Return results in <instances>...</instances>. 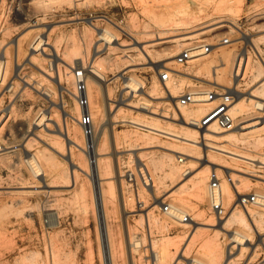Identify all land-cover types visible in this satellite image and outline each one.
Here are the masks:
<instances>
[{"label":"rangeland","instance_id":"rangeland-1","mask_svg":"<svg viewBox=\"0 0 264 264\" xmlns=\"http://www.w3.org/2000/svg\"><path fill=\"white\" fill-rule=\"evenodd\" d=\"M85 19H91L97 29L106 27L117 34L119 36L117 42L125 46L113 44L117 48L110 47L109 50L104 48L105 45L98 42L96 32L85 22ZM220 21L225 24L234 22L235 28L223 27L209 32V34L200 35L201 32L215 27ZM119 28L126 32H120ZM216 34L217 36H215ZM189 35H193L195 38L190 41L191 44L180 47L174 42L177 38L179 40L181 37ZM35 36L48 37L50 44L58 49L60 56L69 65L73 66V63L79 62L76 71L82 69V64L85 67L89 66L95 44L99 43L100 52L93 59L99 55L97 61L101 62L100 59H104L100 68L103 69L106 81L101 86L91 81L87 87L89 86L92 93V100H89V103L92 102L90 104L95 126L94 138H97L101 149L98 160L102 161L101 163H108L99 175L102 178L99 180V188L101 187L103 195L107 198L105 199L103 196L106 203H104L106 209H103V220L107 231H109L107 232L108 236L111 235L109 242L112 257L109 260L105 258L102 226L100 225L102 212L100 213L98 204L94 202V181L92 177L90 178L93 174L86 152L72 147V161L75 165L78 163L82 169L77 172V167H75V185H72L69 179V162L63 156L47 150L42 143L30 139L26 148L31 152L39 153L40 156L45 154L49 157L51 169L44 163L42 165L44 174L41 178H44V181L32 176L23 162L25 151L22 149L21 143L25 144L28 141L27 130L30 129L31 120L38 112L53 107L42 95V91L48 90L54 101L60 100L57 84L51 81L52 79H47L44 74V72H52L49 66L50 60L44 53L43 55L40 52L31 54L29 45ZM225 36L230 38L232 44L220 51V40ZM244 36L255 39L256 41L253 40L254 43L257 42L255 45L258 44L259 49L262 53L264 52V0H0V54H4L7 58L6 78H9L13 72H18L22 78L15 80L13 92L4 96L1 101L2 104L5 98H9L11 102L6 99V104L4 103L8 105L9 112L6 116L9 118L0 120V123L3 121L0 124V128L3 126L0 131V146H5V148L2 147L4 151H0V264H187L186 261L192 258H198L209 264L208 257L205 255L207 244L218 232L203 228L194 231L192 226H183L172 222L160 208L154 207L153 198L145 188H138L137 198L136 192L129 187L124 178L125 170L137 164V159L141 158L142 163L149 164V160L154 156L161 159V157L165 158L166 154L170 155L169 157H172L170 160L166 157L168 163L176 168L178 166L180 170L177 168L178 173L176 172L172 176V179L176 180L175 182L170 179L166 184L159 185L157 195L165 194L162 196L163 199L165 198L164 202H174L184 207L197 222H206L211 219L217 223L218 220L210 212L208 202L200 203L197 200L191 183L193 178L187 182V186L184 185L182 186L184 188L181 189L185 178L193 174L192 172L191 175L185 176V171H193L191 167H198L197 164L187 162L184 155L177 153L176 155L183 157L181 162L176 156L159 147L139 149L146 147L142 138L180 152L189 150L188 146L164 132L150 131L148 128L136 126L127 120L132 117L142 118L149 122V125L155 124L159 126L158 128H163L161 131H181L179 122L169 118L178 113V108L170 98L169 85L167 84V88L158 80V71L162 67L154 68L158 63L168 62V60L163 61L167 52L164 48L172 47L171 50L174 52L172 59L175 61V57L183 49L195 42L214 45L213 54L201 61L185 66H178L175 62L169 63L168 68L174 71L199 70V67L206 62V64L211 63L215 69H219L223 67L222 63L225 60L231 61L233 54L240 55L244 50L250 52L253 65L260 64L256 52L249 43H246ZM132 37L140 40L142 45H154L149 48L152 50L149 56L141 54V51L136 48L137 45L133 44ZM13 40H19V50L12 44ZM167 41L170 42L166 43ZM45 53H50V46L47 47ZM59 66L62 85L71 92H76L74 71H71L64 63ZM224 66H226V73L221 80L212 78L210 70L202 72L200 78L206 80L210 77L207 80L210 79L211 84H204L199 80L182 79L177 74L176 83L170 84L178 86L175 90L177 92L175 101L184 91L204 87L212 89L215 87L212 84L214 82L223 83V86L232 88L233 70H230L228 65ZM120 72H125V76L135 75L146 85L147 92L155 86L154 99L148 98L155 114L141 113L137 109L125 107V109L122 108L123 113L121 112L113 123L106 124L109 118L105 113L108 106L103 101L104 90L107 87L111 92V99L114 102L112 109H115V101L120 99L123 92V80L118 77ZM247 77L243 78L239 84V91L243 93V96H246L245 92L253 89L254 85L252 79ZM24 80L32 82L33 87L28 86ZM180 87L182 88L179 89ZM62 96L67 103L66 109L78 120L80 113L77 112L76 99L64 92ZM141 96L138 93L136 96L128 98V101L135 105ZM124 97L127 98L129 95L126 94ZM94 105H99L100 109V112L95 116ZM195 107L190 106L188 109ZM56 111V108H53V113H57ZM251 111L255 112V116L264 117V113L257 114L254 108H251ZM67 121L76 130V142L78 140L79 144L86 149L88 138L80 123L74 122L70 118H67ZM225 132L229 133V131ZM225 132L218 136L226 135ZM37 133L47 136L45 132ZM261 135L253 146H245L241 143L229 144L223 141V138L212 139L213 141L208 142L217 145L224 144L230 148L238 149L243 155L250 156L253 160L241 162L242 160L234 161L229 156L220 155L229 165L250 174L257 172L254 175L258 174L264 177V167L256 170L258 165L264 163V134ZM114 138L115 144L117 142L115 148H113ZM198 140H200L199 137ZM62 146L66 150V144L62 143ZM6 151L11 152L6 154L4 153ZM199 151L201 154L202 151ZM52 165L54 166L52 167ZM148 169L153 179L159 177V175L157 176L160 174L158 169L154 170L150 164ZM50 170L53 175L49 174L52 173ZM54 174L58 175V178ZM118 175L119 177H117ZM232 177L238 180L237 177ZM44 183H48L50 186L45 188L43 187ZM237 187L241 193L256 192V190L264 192V184L254 179L248 180L242 177ZM119 190L123 192V198L119 194ZM137 199L144 203L143 209H151L153 217L149 226H146L144 216L141 215L142 211H139ZM123 203H125V210L122 206ZM227 206L230 212L232 204ZM237 210L244 213L246 215L243 214L244 217L252 220V215L240 207H237ZM249 211L255 214L253 219L264 221L263 209H250ZM231 228L230 231L244 232L245 230L246 232V229L239 225ZM247 232L252 237L251 243L254 241L255 247L261 244L254 232ZM261 232L263 233L261 237L264 238V225ZM218 235L219 243L226 255L228 247H231L232 244H230L227 235L222 232ZM130 237L134 238H131L132 240L138 241L137 249L131 250L128 246ZM151 242L155 244L153 245L155 250L163 252L164 259L154 260L153 251L155 250L152 249ZM231 248V252L237 251L236 247ZM179 253L183 254L184 259L177 258ZM243 255L233 263L247 264L250 260V262L262 261L264 264V249L260 246L255 250L245 248ZM224 259L225 256L217 264H223Z\"/></svg>","mask_w":264,"mask_h":264},{"label":"bare ground","instance_id":"bare-ground-1","mask_svg":"<svg viewBox=\"0 0 264 264\" xmlns=\"http://www.w3.org/2000/svg\"><path fill=\"white\" fill-rule=\"evenodd\" d=\"M85 22L96 32V34L98 36V42H101L103 45H105L104 48H106L107 50H109L110 47L117 48L116 46H125L122 43L117 42L119 40V36L117 34L111 32L106 27L97 29V27L94 26V24L92 23L91 19H85ZM228 23L229 24H225V23H223V21H220L218 24L215 25V27H211L208 31L201 32L200 35L209 34V32L216 31L217 29H220L223 27H228L231 29L235 28L234 22H228ZM119 29H120V32H126L122 28H119ZM215 36H217V34ZM218 36H220V35H218ZM172 37H174V36H172ZM132 38H133V44L137 45L136 48H138L141 51V54L142 55L146 54L147 56H149V53L152 52V50L151 49L149 50V48L153 47L154 45H142V42L140 40H138L134 37H132ZM181 38L179 40H178V38H177V40H174V42H176L177 45L180 47L187 45L189 43L191 44L192 42H190V41L195 39L193 35H189V36L181 37ZM158 39H161V37H158ZM244 39L246 40V43H249L251 45V47L253 48V50L256 52V55L258 56V58L260 60V64L253 65V63H252L253 59H252L250 52L248 50H244V52H242L240 55L236 56L233 54L232 58L230 57L231 61L225 60L222 63L223 67H221L219 69H215L211 63L206 64L207 62L204 65L200 66L199 70L195 69V71H191L193 69H191V70L189 69L190 71L181 72L178 69H176L178 71H174L171 68H169L172 71H174L175 73H177L179 76H181L182 79L184 78L186 80L187 79L188 80H199L204 84H206V83L211 84L210 83L211 81H209L210 79L207 80L210 77H208L206 80L200 78V75L202 74L203 71L208 72L210 70V72H211L210 76H212V78L215 77V78H218L221 80L223 75H225V73H226V71H225L226 66H224V65H228V68L230 70L231 69L233 70V73H232V76H233L232 90H234L236 98H235V102H234L233 107H232V113H233L234 118L237 119V126L233 130L229 131L228 134L225 131H220L214 125L211 126L208 130L201 131L199 134L190 125H188L186 123V121L183 120V119L188 120L190 117L198 118V117L202 116L207 109L206 108L207 105H205V104L196 105V107L194 109H188L189 107H187V108L186 107L185 108L180 107V108H178V113H176V115L173 114L172 117H169L171 120H177L179 122V126L181 127V131H176V130H170L169 132L161 131L163 128H158L159 126H157L155 124L149 125L148 124L149 122H146L142 118L140 119V118H133L132 117L130 120H127V121H130L131 123L135 124L136 126L148 128V129H150V131L156 130L158 132L159 131L164 132L165 134L170 135L173 139H175L179 142H182L183 144H186L188 146L189 150H186V152H184V151L180 152L179 150H175V149H172L170 147H163V146L154 144L155 143L154 141L151 142V140H149L147 138H145V139L142 138L144 144H146V147H141L139 149L159 147V148L164 149L168 153L170 152L173 156H176V158L178 160H179L180 156L176 155L177 153L184 155L187 162H189V163L193 162V164H195V165L197 164L198 167L197 166L194 168L191 167L193 171H191V170L185 171V173H184L185 176L191 175L192 172H193V174L191 176H189L188 178H185L186 180L181 185V187L186 185L187 182H190V180L193 178V181H191L192 186H193V192H194L197 200L200 203H203L205 201L208 202V195H207V185H208V179H209L208 172L211 170H214V169H216L218 172H222V171H225L226 173L230 172L232 174V176L237 177L238 181H240L241 178L243 177V178L248 179V180L254 179L257 182L264 184V177L263 176L258 175V174L254 175V174H250L248 172L242 171L239 168H236V167L229 165L226 161L223 160L225 158L220 157V155L222 154L225 156H229L234 161L235 160H239V161L242 160L241 162H244V161L247 162L249 160H253L250 156L243 155L242 153H240V151L238 149L236 150L235 148H230L227 145H224V144L223 145H217V144H214L212 142H208L212 139L218 140V138H223V141H225L229 144L235 145L236 143H241L242 145H245V146H253L256 144V141L258 142V139H260V137L262 136L261 134H264V117H260V116L257 117V116H255V112L251 111V108H254V106L256 104H258L259 106H262L263 111H264V69H263V67H264L263 53L264 52L262 53V51L257 46L258 44L255 45L257 43V42L254 43V41H253L255 39H250L248 36H244ZM161 41L163 42V40H160V42ZM168 42H170V41H167L166 43H168ZM174 42H172V43H174ZM12 44L14 45V47L17 50H19V40H13ZM113 44H116V46L115 45L113 46ZM231 44L221 45L219 47L220 51L224 50L225 48H227V46H230ZM174 45L177 47V45L175 43H174ZM29 46L31 48V54L40 52V54L43 55V53H44L47 56V58L50 60L49 66H50V71H52V72H49V73L44 72V74H45V77L47 79H52L51 81H53V82H55V84H57V90L59 92V99L60 100L58 102L54 101L52 98L51 92L49 93L48 90L46 91L45 89H44V91H42V95L51 103V106H53V107H52V109H46L42 112H38V114H36V116L31 120L32 122L30 121L31 122L30 123V129L27 130L28 141L27 142L25 141L26 142L25 144L21 143V147L25 151V154H24L25 158L23 159V162L27 166V169H29L32 176L39 178L43 182L44 178H41V176L44 174V169H43L42 165L44 163L46 166L48 165L49 169H51L50 168L51 162L49 160V157L45 154L43 156H40V155H38L39 153L37 154L35 152H31V151H29V149L26 148V145L30 139L34 140L37 143H42L47 148V150L51 151L53 154L63 156L64 159L69 162V165H70L69 179L72 182V185H75V167H77V172L79 170H82V169L78 163L76 164L77 165L76 166L74 164V162L72 161V159H73L72 154H71L72 147H77V149H79L80 151L86 152V154L89 158V162L91 164V172L93 174L92 176H90V178L92 177V180L94 181V187H93L94 191L93 192H94L95 199L94 198L93 199L95 200L94 202L96 204H98V208L100 209V213L102 212L100 214L98 211V213L101 216V218H100L101 224L100 225L102 226V232L101 233H102V239L104 241V245H103L104 250H105L104 252L106 253L105 258H108V260H109V258L111 259V257H112V253H111V249H110V242H109V236H111V235L108 236L107 232H109V231H107L105 222L103 220V213H104L103 209H106V208H104L106 203L103 200V196L105 198V195H103L101 187L99 188V180L100 179L102 180V178H100L99 175H101L102 169H104L108 163L105 164L106 162L105 163H101L102 161L99 162L98 157L101 155V149L99 148V142H98L97 138H94V135L92 137L87 136L88 145H87L86 149H84V147L79 144L78 140L76 142V139H77L76 130H74L69 125L67 118H70L74 122H79V121L77 120V118H75L73 116V114H71L69 112V110L66 109L67 103L63 99V96H62V93L64 92V93L69 94L72 98H75V96H74L75 92L74 93L71 92L67 87L62 85L61 77H60L61 76V68L59 65L61 63H64L65 65H67L71 69V71H74L73 73L75 75L76 66H78L80 63L75 62V63H73V66L66 63L63 60V58L60 56L59 52L57 51L58 49L50 44L48 37L41 38L40 36H35ZM48 46H50V53H45V50L47 49ZM98 47H99V43H98V45L95 44V47H94L95 50L93 52V57L100 52ZM171 48L172 47H170V46L164 48V50L167 52L164 55L165 57H164L163 61L168 60V62L164 63V64H159V63L157 65L155 64L156 66H154V68H157V69L161 68V67L162 68L163 67L168 68V64L169 63L171 64L173 62H175V64L178 65L177 62L172 59L174 57V54H173L174 52H173V50H171ZM153 51H155V50H153ZM211 54H213V51L209 54H206V55H204L198 59H195V60L189 62L188 64L193 63V62H198L199 60L201 61L204 58H206L207 56H210ZM99 56H97L94 59L92 57L91 61L89 62L90 64L87 67H85L82 64V69L85 71V74L87 77V80H86L87 85L89 82L93 81L96 84H98L99 86H101L106 81L103 69L100 68L101 65H103L101 62L104 61V59L101 58L100 59V60H102L101 62L97 61V58ZM115 63H117V62H115ZM113 65H115V64L113 63ZM178 66H181V65H178ZM41 71L43 72V70H41ZM246 76H248V77H250V79H252V82H254L253 83L254 85L252 86L253 89L251 88L248 91H246L245 92L246 96H243V93L241 91H239V84H240V81L243 78H245ZM118 77L122 78V80H123V92H122L120 99L118 101H115L116 102L115 103V109H112L113 108L112 104L114 102L111 99V92L109 91V89L107 87L104 90L103 101L106 104V106H108V108H106L105 113L107 114V116L109 118V121L106 124L113 123V121L115 119H117V116L123 111L122 108L125 109V107L137 109L141 113L155 114L154 111L152 110L151 101L148 99V98L154 99L155 86H153L152 90L147 92L145 90L146 85L140 79H138L135 75L129 74V75L125 76V72L124 73L120 72V73H118ZM24 82H26V84L28 86L33 87L32 82L29 83L26 80H24ZM212 84L215 85V87H229V86H223L222 85L223 83L221 84L219 82H214ZM168 85H169L170 93H171L170 98L172 99V103H174V105H176L177 101H175V98L177 96L176 95L177 92L175 90H177L178 86L177 85L172 86V85H170V83H168ZM156 88L159 90V87H157V85H156ZM181 88L182 87H180L179 89H181ZM40 93H41V91H40ZM87 93H88L89 100H92V98H91L92 93H91V90H89V86L87 87ZM138 93L140 95H142L143 97L141 96V99H139L138 103L133 105L131 102L128 101L129 100L128 98L134 97ZM126 94H128L129 97L125 98L124 95H126ZM158 97H160V96H158ZM90 103H92V102L90 101ZM251 105H252V107H251ZM93 107L95 108V113H94V116H95V114H98L100 112V109H99V105H94ZM53 108H56L57 113H53ZM139 111H137V112H139ZM77 112L78 113L81 112L79 106L77 107ZM90 112H91L92 117H93V112L91 110V104H90ZM177 115H178V117H177ZM175 116H176V119H175ZM256 118H260V119L256 120ZM124 120H126V119H124ZM2 122L3 121H1V123ZM2 127L0 128V131H1ZM94 128H95V126H94ZM37 132H45L47 134V136L42 134V133H41V135H39V133H37ZM102 132H104V129H102ZM223 132H225L226 135L219 137L218 135L222 134ZM198 137L201 138V141L198 140ZM115 138H114V147L113 148H115V146L117 144V142L115 144ZM204 139L206 142L203 141ZM62 141H64V142H62ZM116 141H117V139H116ZM62 143L66 144V150L63 149L64 146H62ZM139 145H141V144H139ZM199 150L202 151L201 154H200ZM11 151H6L4 153L7 154L8 152H11ZM136 155H137V153H136ZM164 156H165V158L161 157V159H157V157L154 156L157 160L154 157H152L149 160V164L154 167V170L158 169L160 174H157V176L159 175V177L153 179V183L151 184L150 188H146V191L148 192V194H150L152 196L153 202H154V207H158V208H160L161 203L164 202V199H165V198L164 199L162 198V196H164L165 194L164 195H157V193H156L157 190L159 189L158 188L159 185L162 186V185L166 184L167 182H169L168 180L172 179V176H174L176 174V172L178 173L177 168H179L178 166L176 168L174 165H172L170 163L172 165L171 166L168 163L169 161H167L168 160L167 158H169V160L172 158V157L171 158L169 157L170 155L166 154ZM136 161H138V163H140L143 160H141V158H140V159H137ZM149 164L146 163L145 165H147L149 167ZM53 166L54 165H52V167ZM52 170H50V172H52ZM179 170H180V168H179ZM49 174L53 175V172L49 173ZM56 174H54V175H56ZM47 176H48V174H47ZM57 176L58 175H56L55 177H57ZM55 177H54V179H55ZM117 177H119V175ZM173 181L175 182L176 180H173ZM173 181H170V182L173 183ZM120 182H121V180H120ZM49 186L50 185L48 183H44V185H43V187H45V188H47ZM181 187H179V188H181ZM183 188L184 187H182L181 189H183ZM223 189H224V193L226 195V204L227 205L232 204L234 202V194H233V191L231 190V187L229 186L228 183L223 182ZM256 192L258 194H264L263 191L256 190ZM105 194H106V192H105ZM119 194L123 198V192L121 190H119ZM105 199H107V198H105ZM120 199H121V197H120ZM122 201H124V200H122ZM169 205L171 206V208L173 210H179L182 212L189 213L184 207L180 206L179 204H175L174 202H170ZM101 206L103 207L102 209H101ZM122 206H124V210H125V203H123ZM139 211H142L141 215L144 216L145 224H146V226H149L150 225L149 222L151 221V219L153 217L151 215V209H142ZM249 212H250L249 214L252 215V220L244 217V215H245L244 213H243L244 214L243 215L241 211H238L237 208L232 206L231 210L228 214V217L226 216L224 219L218 220L217 223H214L213 220H211V219L207 220L206 222H197L194 220V217H192V221H190L189 223H177V222H175V223H177L179 225H183V226H192L194 231L199 229V228H203V229H207V230H216V232H218V233H216L211 238L210 243L207 244V249H206L205 255H207L206 257H208L209 264H217L223 258V256H225L223 264H237V263H233V261L237 260V258L240 259L241 256H244L243 253H244L245 248L250 247L252 250H255V248L257 247V246L255 247V244L250 243L252 241V237L249 235V232H247V231L254 232V235H256L258 237L259 241H261L260 242L261 247L264 249V238L261 237L263 235V233L261 231L263 230V225H264L263 222L264 221L262 220L263 221L262 222V221L256 220L255 218L253 219V216L255 214L251 211H249ZM104 219H105V217H104ZM152 222H154V221H152ZM155 222H157V219H155ZM172 222H174V221H172ZM235 225H239V226L243 227L244 229H246V232H245V230H244V232H240L238 230L230 231V228L231 227L233 228V226H235ZM220 232H222L223 234L228 236V238L230 240V244H233L232 247L233 248L236 247V249H237L236 252H231V249H230L231 247H228L227 253L225 255V252L222 250V246L219 243L220 237L218 234ZM131 238L134 239L133 237H130V239L128 241L129 242L128 246L132 250L133 248L135 249L138 246V241L132 240ZM242 238H245V242L242 241ZM151 245H152V249L154 248V250H155V246L153 247V245H155V244H153L151 242ZM153 252H154L153 258L155 261L162 260L161 258H163V252L161 250H159V251L155 250ZM177 258L182 259L183 254L179 253V256ZM186 263L187 264H206V262H203L202 260H200L198 258H192L189 261H186Z\"/></svg>","mask_w":264,"mask_h":264},{"label":"built area","instance_id":"built-area-1","mask_svg":"<svg viewBox=\"0 0 264 264\" xmlns=\"http://www.w3.org/2000/svg\"><path fill=\"white\" fill-rule=\"evenodd\" d=\"M229 44H231V40L229 37L225 36L221 38L220 45ZM213 49V44L198 41L193 43L188 48L183 49L175 57V61L178 65L185 66L189 62L211 53ZM6 72L7 58L4 54H0V120L3 118L7 120L9 118L8 116H6L7 112H9L8 105H5L6 99L9 98H5L4 102L1 104L3 97L13 92L15 87V80L22 79L18 72H13V74L9 78H6ZM176 76L177 73H175L169 68H162L158 71L159 82L164 84L167 88L168 83H176ZM74 77L76 91L74 93V96L81 110L80 118L78 119V121L86 137H92L94 135V123L92 114L90 112V103L86 83L87 77L85 71L82 69L77 70L75 72ZM235 98V92L230 87H213L212 89L206 87L195 88L190 91L182 92L177 100L176 107L187 108L199 104L207 105L208 108L206 109L202 117H190L188 120L183 119L199 134L201 131L208 130L213 125L221 131H231L237 126L236 119L234 118L232 113V107L235 102ZM9 102H11L10 99ZM254 109L257 114L264 113L263 107L259 106L258 104L254 106ZM259 116L260 115H258L257 117ZM256 119L259 120L260 118ZM199 141H201V138ZM203 141L206 142L205 139ZM2 147L5 148L4 145L0 146V151H4ZM179 161L182 162L183 157L180 156ZM262 165H264V163ZM262 165H258L256 170L263 168L264 166ZM221 173L218 172L216 169L211 170L207 185L208 205L210 208V212L215 216L217 220L224 219L229 213V208L226 204V195L223 189V182L228 183L231 187V190L233 191L234 202L232 203V206L234 205L235 208L240 207L243 211L247 212L248 214L250 209L264 210V194H258L255 191L241 193L239 192L237 187L239 181L233 179L232 174L230 172L226 173L225 171H222ZM256 173L257 172H251V174ZM124 178L129 187L136 192L137 198L139 187H143L145 189L150 188L151 184L153 183V178L148 167L142 162L136 165L134 164L132 167L127 168L125 170ZM137 205L138 208L141 210L143 209L144 203L137 199ZM160 210L171 221L177 223H189L190 221H192V217L189 213L182 212L179 210H173L167 202L161 203ZM242 241L245 242V238H242ZM258 246L261 247L260 244ZM247 264H263V262H250L249 260Z\"/></svg>","mask_w":264,"mask_h":264}]
</instances>
